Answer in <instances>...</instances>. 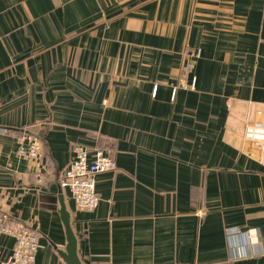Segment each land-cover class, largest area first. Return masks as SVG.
Listing matches in <instances>:
<instances>
[{"label": "crops", "instance_id": "0c3cea01", "mask_svg": "<svg viewBox=\"0 0 264 264\" xmlns=\"http://www.w3.org/2000/svg\"><path fill=\"white\" fill-rule=\"evenodd\" d=\"M255 125L264 0H0V264L20 225L66 264L61 199L82 264H264ZM76 145L115 154L94 212L60 185Z\"/></svg>", "mask_w": 264, "mask_h": 264}, {"label": "built area", "instance_id": "2783aa9c", "mask_svg": "<svg viewBox=\"0 0 264 264\" xmlns=\"http://www.w3.org/2000/svg\"><path fill=\"white\" fill-rule=\"evenodd\" d=\"M201 57L200 50L195 55ZM192 69V65L187 67ZM247 138L261 148H264V127L258 125L248 127ZM41 145L33 141L22 145L18 156L25 160L37 161L41 158ZM117 163L114 151L111 148H97L90 152L83 145H76L74 158L61 174L60 185L70 191L77 208L84 212H94L100 203L97 193V176L102 173L115 172ZM7 232V229L1 230ZM241 230L228 232L229 236L239 235ZM39 248V235L29 225H20L15 230V245L8 264H34Z\"/></svg>", "mask_w": 264, "mask_h": 264}, {"label": "water", "instance_id": "95a60500", "mask_svg": "<svg viewBox=\"0 0 264 264\" xmlns=\"http://www.w3.org/2000/svg\"><path fill=\"white\" fill-rule=\"evenodd\" d=\"M61 205V218L66 229L67 237V247L65 252H60L61 257L63 258L66 264H82L79 255H78V239L74 234L71 227L70 214L67 211V208L64 202L60 201Z\"/></svg>", "mask_w": 264, "mask_h": 264}]
</instances>
